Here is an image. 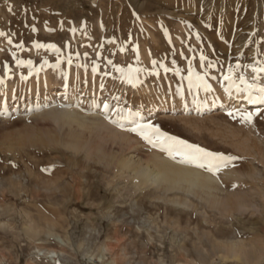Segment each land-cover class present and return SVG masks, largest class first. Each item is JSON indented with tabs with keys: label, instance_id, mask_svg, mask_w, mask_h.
<instances>
[{
	"label": "rangeland",
	"instance_id": "obj_1",
	"mask_svg": "<svg viewBox=\"0 0 264 264\" xmlns=\"http://www.w3.org/2000/svg\"><path fill=\"white\" fill-rule=\"evenodd\" d=\"M259 67L264 0H0V264H264Z\"/></svg>",
	"mask_w": 264,
	"mask_h": 264
},
{
	"label": "snow or ice",
	"instance_id": "obj_2",
	"mask_svg": "<svg viewBox=\"0 0 264 264\" xmlns=\"http://www.w3.org/2000/svg\"><path fill=\"white\" fill-rule=\"evenodd\" d=\"M123 71V69H120ZM254 73H264V67L254 68ZM231 79L230 76H225V80ZM241 82L247 84V81L241 77ZM249 90L255 88V90L260 94L259 96L253 98L251 91H249L248 99L250 101L255 102V100H264V86H255V85H247ZM240 89H238L239 91ZM105 111L109 110V105L105 103L103 105ZM231 115V113H229ZM245 119H251V114H247ZM147 130L151 131V134L148 133ZM132 132L139 135L142 139L147 141L153 147L160 146L161 150L167 151L170 155L175 152L178 156L182 157L181 162L191 163L197 167H207L210 171L216 170L218 171L222 166H226L225 161L231 160V157H225L221 154L212 153L206 151L203 148H200L195 145H188L184 141L175 140L173 137L160 135V130L157 126H153L151 124L148 125H137L135 128L131 129ZM169 140H173L174 144H169L167 147L165 145ZM211 161L205 163V161Z\"/></svg>",
	"mask_w": 264,
	"mask_h": 264
},
{
	"label": "bare ground",
	"instance_id": "obj_3",
	"mask_svg": "<svg viewBox=\"0 0 264 264\" xmlns=\"http://www.w3.org/2000/svg\"><path fill=\"white\" fill-rule=\"evenodd\" d=\"M241 96V95H240ZM246 101L249 102H253L250 101L248 98L246 99ZM125 138V137H124ZM132 157V156H131ZM152 157H156L155 155H153ZM158 157V155H157ZM125 160V159H124ZM128 160V158H127ZM154 160V158H153ZM156 160V159H155ZM158 160V159H157ZM161 160V158H160ZM159 160V161H160ZM165 162L164 164H158L159 166H157L156 164L153 165V173L155 178H160L161 180H158L160 182H162L163 179H173L175 182L174 183H178V184H186L187 187L189 189L195 188L199 185H202L200 183V179L204 178L207 180H210L211 176L205 175L203 174L201 171H199L196 168L190 167V166H179L174 164V162L172 163L171 161H168L166 158H164ZM163 160V161H164ZM158 161V162H159ZM168 161V162H167ZM132 162V161H131ZM157 162V163H158ZM134 163V162H133ZM152 162H149V164ZM154 163V162H153ZM152 163V164H153ZM124 164V163H123ZM128 165V162L125 163V165ZM137 164V162H136ZM124 167V166H123ZM134 167V166H133ZM131 167V169L133 168ZM135 168V167H134ZM149 168V167H148ZM133 170V169H132ZM133 178L134 179H138L139 181H149L150 180V173L148 170H144V169H139V170H135L133 172ZM152 179H153V175H152ZM151 182V181H149ZM172 182V181H171ZM206 182V181H205ZM171 184V183H170ZM176 185V184H175ZM180 186V185H179ZM183 187V186H182ZM200 187V186H199ZM203 187V186H202ZM206 188V187H205ZM103 256V255H102Z\"/></svg>",
	"mask_w": 264,
	"mask_h": 264
}]
</instances>
